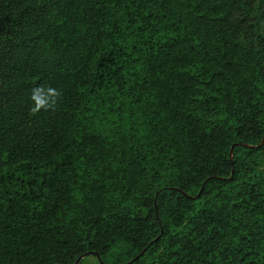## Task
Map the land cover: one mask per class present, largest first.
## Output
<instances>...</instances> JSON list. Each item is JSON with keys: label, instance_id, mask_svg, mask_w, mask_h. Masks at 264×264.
Wrapping results in <instances>:
<instances>
[{"label": "trees", "instance_id": "obj_1", "mask_svg": "<svg viewBox=\"0 0 264 264\" xmlns=\"http://www.w3.org/2000/svg\"><path fill=\"white\" fill-rule=\"evenodd\" d=\"M114 250L264 264V0H0V264Z\"/></svg>", "mask_w": 264, "mask_h": 264}, {"label": "rangeland", "instance_id": "obj_2", "mask_svg": "<svg viewBox=\"0 0 264 264\" xmlns=\"http://www.w3.org/2000/svg\"><path fill=\"white\" fill-rule=\"evenodd\" d=\"M118 256H119V251L114 250L111 253V255L108 257V259L106 260L107 264H113L116 261V259L118 258ZM83 264H102V263L97 258H95L94 256H88L83 261Z\"/></svg>", "mask_w": 264, "mask_h": 264}]
</instances>
